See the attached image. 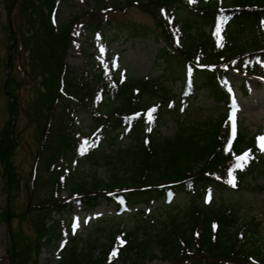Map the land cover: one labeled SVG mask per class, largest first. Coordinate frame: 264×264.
<instances>
[{
	"label": "trees",
	"instance_id": "1",
	"mask_svg": "<svg viewBox=\"0 0 264 264\" xmlns=\"http://www.w3.org/2000/svg\"><path fill=\"white\" fill-rule=\"evenodd\" d=\"M122 1L126 4L121 6ZM128 1L138 2L137 6H141L161 30L156 38H159L157 41L162 40L163 45L154 51L153 59L162 63L160 70L169 72L171 63L176 60L173 54L176 53L180 60L175 63H181V69L193 72L187 83L181 74L176 99L195 97L203 90L214 105H226L227 96L220 84L222 69L217 65L242 58L245 50L258 52L264 45V0H221L227 5L219 7L216 6L219 0H148L145 4L140 0H109L107 4L103 3L101 9L106 12V7H110L115 12L118 7L131 5ZM95 2L99 3L98 0ZM106 16L102 15L101 21L89 20L75 28L80 33L84 30L89 33L107 31L111 25ZM219 18L224 23L221 41L215 37V21ZM70 25L71 22L68 29ZM68 29L60 25L54 32L46 20L45 25L40 23L37 28L40 36L34 31L31 49L30 44L26 45L24 39L22 41L28 47L30 70L34 73L39 71V76L52 78L50 69H55V53L59 57L58 87L52 96V103L54 101L53 116L59 109L61 119L48 134L43 133L44 143L39 158L35 157L42 166L40 180L43 184L38 189L34 188L28 197V205L33 206L29 217L37 235L35 249L55 250L57 243L67 236L60 264H113L107 260L114 256L120 264H148L153 261L167 264H246L242 262L246 260L248 264H264V251H257L250 241L258 235L259 222H243L237 204L233 205L223 198L203 203L207 192L214 196L218 191H230L225 177L235 170L232 155L245 150L253 152L252 138L238 131L231 148L223 147L227 137L224 114L214 119L188 116L185 121H176L171 137H160L159 131L155 130L163 124L165 111L160 110L155 114L149 129L151 132L145 133L143 110L149 104L160 106L163 101L169 100V92L154 86L152 81L126 78L120 82L118 72L106 78L92 71V67L85 70L68 65L65 61L67 50L75 41L74 36L70 39ZM178 31L182 36L179 48H175L170 41L172 32L176 34ZM150 33L145 27H131L128 38L141 39L149 37ZM12 50L16 55L17 45ZM193 55L199 56L200 61L196 62L199 64L193 61ZM41 56L44 59L40 66ZM195 65L203 68L196 69ZM6 83L8 92L14 98L12 111L16 119L19 115L15 100L18 84L12 75L8 76ZM82 93L93 110L88 134L76 129L73 123V107L77 103L82 104L81 98L77 97ZM95 97H103L97 103L112 99L113 104L109 110H98L93 104ZM45 102L46 99L41 104ZM136 112L139 114L135 118H129ZM75 134L86 140L96 134V146L85 148ZM16 135L10 120L0 129V179L7 198L12 197L19 186L12 159L19 142ZM124 138L128 139L126 145L121 144ZM253 157L244 166L243 172L236 170L238 182L235 191L240 190L242 185H248L247 176L255 178L264 172V158ZM73 162L76 168L71 173L68 167ZM84 165L86 172L91 171V174L78 172V168ZM98 168L104 171L106 179L95 176ZM38 173L35 171L36 176L31 180L38 182ZM61 191L66 196L59 199ZM167 191L172 194L170 203H162L159 206L161 210L154 212L149 209L145 214L144 210L163 201ZM118 196L124 200L125 211L138 204L144 207L131 216L134 221L131 220L133 223L129 229L119 230L118 224L109 228V223L103 219V227H93L95 239L88 237L77 241L68 232L66 234L64 229H68L71 219L70 203L73 198L80 199L84 212H91L99 205L100 199L108 204ZM175 196L179 197L176 199ZM41 204L44 207H40ZM240 228L245 230L243 238H246L247 245L237 241L236 234ZM97 235L101 236L102 243L95 256L91 241L98 240ZM29 249L30 246H25V250L17 252L21 253L17 262L20 256L29 253L26 251Z\"/></svg>",
	"mask_w": 264,
	"mask_h": 264
},
{
	"label": "rangeland",
	"instance_id": "2",
	"mask_svg": "<svg viewBox=\"0 0 264 264\" xmlns=\"http://www.w3.org/2000/svg\"><path fill=\"white\" fill-rule=\"evenodd\" d=\"M107 1L109 0H98L99 3H96L95 0H15L13 5H11L12 0H0V129L8 120H13L14 125L11 126V129H15L17 133L16 139L19 140L15 155L12 157L19 179V186L12 197L7 198L5 196L0 179V264H60L61 257L59 256L62 255L63 248L68 241L67 238L64 239L60 243V247H57L58 251L36 250L34 243L37 235L29 217L33 206L28 205V197L31 196L34 188L38 189L43 184L40 180L43 175L42 166L38 160L41 145L44 143L42 142L44 140L42 136L45 132L48 134L61 119V111L59 109L57 112L55 111V116H53L54 101L52 103V96L56 94V88L58 87V55L56 53L54 55L55 69H50L53 74L52 78L39 76V71L34 73L29 67L28 47L26 45L30 44L29 49H31L34 31L40 36L37 28H39L40 23L45 25L46 20L54 32L60 25L68 29V25L71 22L68 29V35L71 39L72 36L75 37L77 35V30L75 33L76 26L81 23H87L89 20L101 21L102 15H107L111 28L102 34L97 32L92 34L85 30L81 32L77 36V41L67 50L65 61L68 65L79 69L86 70L92 67L91 70H95L97 73L102 70L105 76L118 72L120 81L124 78H134V80L138 81L147 80V82L152 81L154 86L165 88L169 92L170 99L163 101L160 106L151 103L154 106L149 104L145 110L148 112L146 114L145 111L143 112L146 124L145 133L151 132L149 129L153 125V119L159 110L160 112L165 111L163 124L158 129L155 128V130L159 131L160 137H171L176 121H185L188 116L194 119L199 116H202V119L203 117L214 119L224 114L228 127L229 125L232 126V114L235 111L237 129L244 132L248 138L254 137L257 154L264 158V151H261L258 147V138L264 137V50L256 55L238 60L236 65L232 66V70L223 72L221 84L223 89L233 99H231L228 108L223 105H214L208 94L203 90L199 91L193 98L178 100L176 95L180 89L181 74L183 73L184 76L181 63H175L180 58L176 53L173 54L176 60L171 63L169 72L160 70L162 63L153 60L154 51L162 47L163 44L162 40L157 41L159 38H156L161 31L160 28L156 26L154 20L141 6H137L136 3L138 2L128 1L131 5L118 7L115 12L110 10V7H106L108 12H105L101 8L104 6L103 3L107 4ZM140 1L145 4L148 0ZM123 4H126V2L122 1L121 6ZM216 4L217 6L227 5V3L222 1H218ZM167 22L170 23L169 20ZM9 23L13 35L9 32ZM131 27L134 29L145 27L151 33L149 37L141 39L137 37L128 38ZM117 28L121 29L117 30ZM179 32L176 33L178 41L173 43L174 46L180 44ZM10 36L11 39H9ZM13 39L14 42L11 46ZM23 39L26 45L22 42ZM15 45L18 47L16 55L12 50ZM9 48L11 49L8 59L7 50ZM245 52L250 53L249 50H245ZM43 59V56H41L40 66L43 63ZM7 61L9 63L8 66L6 64ZM248 64L261 75L257 77L246 74L245 71L248 70ZM238 68H240V73L233 72V70ZM9 75H12L19 88L15 93L19 115L16 119L12 116V120L8 115V97L3 90L5 77L8 78ZM71 94L74 95V93ZM77 97L81 98L82 104L79 105L77 103L73 107L74 127L88 134L91 131L89 126L93 121V110L90 108L91 104L87 102L88 98L83 93L81 95L78 94ZM102 98H93V104H96L98 110H109L113 100L103 99L97 103ZM44 99H46V102L41 104ZM51 103L52 106L50 105ZM50 111L52 112L49 115ZM46 125H49V127L46 128ZM75 136L77 137V135ZM95 138L97 139L96 135L93 139L87 141V145H95ZM127 142L128 139H121L122 145H126ZM35 157L38 158L35 159ZM74 166L75 162L68 167L71 173L75 172L76 167ZM86 170V165L78 168L79 173H84ZM35 171L36 173L39 172L38 182L35 179L31 180L35 175ZM86 174H91V171L86 172ZM95 176L100 179L107 178L104 171L99 168L95 171ZM246 181L248 183L246 187L242 185L240 190L232 192L218 191V194L215 193L208 201L211 202L214 199L223 198L227 202L233 203V205L236 203L240 209L239 215L243 222H248L249 220L259 222L258 235L256 238L250 239V241L255 246V249L257 248V251L263 253L264 172L255 178L247 176ZM65 194L64 191L60 192L58 198L61 199ZM178 197L175 196L174 198L177 199ZM41 201L43 203L46 202V200ZM99 202V205L91 212H84L78 200L70 203L72 209L70 233L75 236L74 238L77 241L86 240L88 237L95 239L96 234L93 233V227L97 225L103 227V219L104 221L107 220L109 228L118 224L119 230L129 229L133 223L132 221H134L131 216L144 209L138 204L132 206L128 213L117 216L118 213L114 204H106L102 199ZM160 205H162V202H156L149 208L155 212L156 209H162L159 207ZM40 207H44V204H41ZM96 218H101L102 221L95 223ZM240 229L236 234L237 241L239 240L244 245H247V243L245 244L246 238H243L245 230L244 228ZM101 239V236H99L98 240L91 241L93 242V255L95 256L98 255V250H100ZM25 246H30V249L26 250L29 253L26 256H20L18 258L20 261L17 262V257L21 254L17 252L25 250ZM115 258V256L109 257L107 261H112L113 264H120L119 260ZM246 261L242 262L248 264ZM148 264L167 263L153 261Z\"/></svg>",
	"mask_w": 264,
	"mask_h": 264
},
{
	"label": "snow or ice",
	"instance_id": "3",
	"mask_svg": "<svg viewBox=\"0 0 264 264\" xmlns=\"http://www.w3.org/2000/svg\"><path fill=\"white\" fill-rule=\"evenodd\" d=\"M217 35H219V30L217 31ZM235 133H236V123H235V111H234L232 114V136L233 137H235ZM227 147L228 149L231 148V141L229 142V145ZM258 147L260 148L261 151H264V137L258 138ZM250 159H254L252 154L250 152L244 153L242 156H240L237 159V167L242 169L244 166H246V164L248 163ZM229 177H230L229 183L235 186V177L232 175V173H229ZM115 254L116 253H113V255Z\"/></svg>",
	"mask_w": 264,
	"mask_h": 264
},
{
	"label": "water",
	"instance_id": "4",
	"mask_svg": "<svg viewBox=\"0 0 264 264\" xmlns=\"http://www.w3.org/2000/svg\"><path fill=\"white\" fill-rule=\"evenodd\" d=\"M14 1H15V0L12 1L11 5H13ZM8 27H9L10 34L13 35V31L11 30L10 23L8 24ZM12 38H13V37H12ZM13 42H14V39H13V41L11 42V46H12ZM10 49H11V48H9V49L7 50V58H8V59H9V51H10ZM6 64H7V66H8V64H9L8 61H7ZM6 77H7V75H6ZM6 77H5V81H4V87H3V90L5 91V94L7 95V97L10 98L8 115H9L10 119L12 120V108H13V102H14V100L12 99V96L7 92V84H6V79H7V78H6ZM13 125H14V122H13V120H12V125H11V126H13Z\"/></svg>",
	"mask_w": 264,
	"mask_h": 264
}]
</instances>
